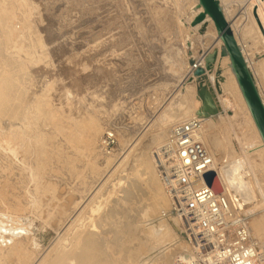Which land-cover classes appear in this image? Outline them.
<instances>
[{"label": "rangeland", "instance_id": "374dc122", "mask_svg": "<svg viewBox=\"0 0 264 264\" xmlns=\"http://www.w3.org/2000/svg\"><path fill=\"white\" fill-rule=\"evenodd\" d=\"M197 6L196 0H0L6 45L29 74L21 80L28 82L29 105L35 106L29 114L33 126L26 124L21 133L17 124L9 127L0 119V264H50L72 248L77 235L93 229L91 221L104 214L120 178H135L142 159L168 138L179 117L205 110L196 101L200 92L211 91L206 86L212 77L231 72L213 26L187 27ZM222 7L263 94L264 0H224ZM215 52L211 70L191 73L192 59ZM232 81L228 92L238 108L233 112L217 104L215 126L206 132L208 143L215 137L221 141L212 151L225 164L260 141ZM169 123L168 136L162 137ZM109 134L118 140L106 150L101 143ZM253 154L244 170L264 178V153ZM248 189L237 205H244L258 264H264V184ZM68 195L75 197L72 203ZM180 233L185 237L183 226ZM130 235L116 246L115 264H133L132 244H147ZM173 242L156 244L157 250L174 251L158 264L196 263L192 250L183 252L185 246Z\"/></svg>", "mask_w": 264, "mask_h": 264}, {"label": "bare ground", "instance_id": "6f19581e", "mask_svg": "<svg viewBox=\"0 0 264 264\" xmlns=\"http://www.w3.org/2000/svg\"><path fill=\"white\" fill-rule=\"evenodd\" d=\"M196 1L198 4L197 9L195 10V12H193V14L190 17H188V20L186 22L187 27L191 31H194L195 29L199 30L204 24L210 23V25L213 26V28L215 29V31L217 33L218 41H219L218 47L220 45V47H219L220 50H221V48L224 49V42L221 39V36H219V34H218V30L216 28V25H215L213 19L210 18L209 16H207V18L203 22L199 23V25L197 24L198 25L197 28H195V29L192 28V26H191V24L193 23L192 21H194V19L199 14L203 13V11H204V8L200 4V0H196ZM223 1L224 0H220L222 6H223ZM224 14H225V12H224ZM225 17L228 20L226 14H225ZM228 22L230 23V25L232 27L231 22L229 20H228ZM232 30L234 32L233 27H232ZM4 33H5L4 27L2 30L1 25H0V119L1 120L3 119L2 121L8 120L9 121L8 124L10 125L9 127H12V126L14 127L17 124V126H16V127H18L17 131L20 129L19 132L20 131L23 132V130L25 128L23 130H21L22 127H24L26 124H30L31 120H33L32 116H31L32 119H30L31 117L29 116V114L32 113L31 111H33V109L35 108V106H33L34 104L29 105L32 103H29V102H31V100H29V97L27 95L28 94L27 90L25 89V86L28 84V82L22 81L23 78L25 80V77H27L26 79L28 80L29 74L26 75L27 71L23 72L24 71V69H23L24 65L22 66L18 62V60L14 57L15 55H13V54H15V53L12 54V52H9L10 46L9 47H7V46L10 43H8V45H6V42L8 39L5 37ZM6 33H7V31H6ZM234 35H235V32H234ZM235 37H236V35H235ZM8 42H9V40H8ZM240 47H241V45H240ZM241 49H242V47H241ZM10 50L13 51L12 49H10ZM242 52H243L244 57L248 63V66L250 68L251 67L250 63L248 62L246 53L243 49H242ZM225 60L227 61V64L229 65L228 67H229L230 72H231V73H229V76L226 75V76H221V77H218V76L212 77L210 79V81L208 80L209 83L206 82V83H208V86L205 85L206 87L211 88V91L209 89L206 90L207 88H205L200 92L198 98H196V101L203 103L202 107L205 108V110L201 114H199L197 112H193V110H192V111H190V113L186 114V116L179 117L178 121L175 122L174 125L179 123V122H184V120H186L189 117H190L189 119L200 118L203 121L204 128L202 130L203 134H202L201 138H202V141L204 142V144L208 148V150H209V152L213 158L214 166H215V168H213V170L217 172L218 182L221 181V183L223 184V187L228 191V193H230V198H231V201H232L233 205L235 206V208L238 211H240V210L242 211L241 208H238L237 203L240 200H242L243 198L247 197L249 186L252 184H256L257 186L258 185L261 186L264 184V178L263 177H259L262 180V181H260L258 176H255V175L247 176V173L244 170V169H246V161H248V158H246V157L248 155H249L248 156L249 160H251L252 155H254L253 153H255V152L259 153V151L261 152V154L264 153V140H263L261 133H260V131L256 125V122L252 116V113L248 107V104L244 98V95H243L242 90L240 88V85L238 83V79H237L236 74L232 68L230 56L228 54H227ZM213 69H214V67H213ZM209 70H211V69H209ZM232 79H233V81H232ZM230 81L234 82L235 83L234 85H237L238 90H239L240 99H241L243 106L245 107L247 113L249 114V118L252 121V123H253L256 131H257V134L260 138V141L258 142V144L256 146H254L253 148H250V149H249V147L245 148V146H244L243 152H241V153H243L242 155L240 153H237V158L234 161H231V162L225 164V163L220 162L217 155L215 154V152L212 151V149H215V148L217 149V148L221 147V145H222L221 141L217 137H215L210 143H208V139H207L208 134L206 132L215 126L216 121L214 120L213 110H214V108L217 107V104L220 103L227 110H230L233 112L235 111V109L238 108L237 107V104H238L237 101L238 100L236 99L237 101H235L233 98H231V96L229 95V92H228L230 90V88L228 87V86H230ZM27 86H29V85H27ZM257 87L259 88L258 90H259L260 95L262 97V100L264 102V96H263L264 93L262 94L260 87L259 86H257ZM30 89H31V87H30ZM214 96H216L217 100L214 99ZM188 97L189 96L186 95L185 99H187ZM37 98L38 97H36V99ZM34 100H35V98H34ZM42 102L44 103L43 100H42ZM37 105H39V104H37ZM39 106L41 108V105H39ZM44 106H45V104H44ZM190 108L192 109L191 106H190ZM39 112H37V110H36V113L39 114ZM43 114H45V113L43 112ZM175 120H177V119H175ZM8 124H6L5 126H7ZM170 124L171 123H169L167 126H165L164 129L162 130V134H163L162 137H164L166 135L168 136V133L170 130L169 128L172 126ZM31 126H33L32 123H31ZM10 130H11V128H10ZM14 131H15V129H14ZM28 131H30V130H28ZM96 131H98V130L96 129L95 132L93 133V135L97 133ZM171 131H172V129H171ZM24 134H26V133L24 132ZM170 134H171V132H170ZM6 135H7V133H6ZM15 135H17V134H15ZM110 135L116 137L113 134H109V136ZM95 136L93 137L94 139H95ZM1 137H2V135H1ZM11 137L13 138L12 135H11ZM107 139L108 138H104L101 144H103V146L106 150H109ZM166 139H167V137L164 139V141ZM19 140H20V137H19ZM74 140L76 141V139H74ZM117 140H118V138H117ZM36 141H37V139H36ZM161 141H163V139ZM33 145H34V143H33ZM25 146H26V144H25ZM149 146L152 147V145H149ZM153 146H154V144H153ZM150 147H148V148H150ZM54 152H55V150H54ZM144 158H145V160L142 159L143 163H141L138 159V161L141 163L138 171L136 170V168L134 169V167H136L138 165V163H136V165L133 164V166L135 165L134 167L132 166V168L134 170H136L135 178H133V179L127 178L125 175H123V177L120 178L119 186L117 188H115V190L112 191L113 193L109 194L107 199H106V205H104V207H103V209L105 210L104 214L101 215V217L99 219H93L91 221L92 223H90V225H91V227H93V229L89 230L90 228H87L89 230L87 233L84 232L85 234L83 233L80 236H78V235H77V237L75 236L76 238L72 242V248L65 250V251L63 250V252H60L61 254H58L57 255L58 257L53 259V261H50V264H115V260L113 258V256H114L113 253H115L116 249L118 248V247L116 248V246L121 243L123 238L129 236L131 233H134V235L135 234L138 235L139 238L138 237L137 238L139 240L144 239L147 241L146 242L147 244H144V243L142 244L141 241H137V242L132 244V247H130V248H132V250H135L138 254V256L136 254V258L134 259V261H132V259L130 258L131 263L133 262V264H154V263L158 264L161 261H162L161 263H165L164 261L167 258L166 256H169L171 253L174 252V251L171 252V249L166 250L165 244H169V246H170V244L174 243L173 241H175V240L177 241L175 243L178 244L180 247H181V245L185 246V248H182L183 252H188V251L191 252V250H192L193 256H194L193 248L189 245L186 238L183 236V234H182L183 232L180 233V228L182 231L181 220H180L179 216L176 215L172 211L170 200H169L168 196L166 195V193L163 189V186H162V184L158 178V175L156 173V169H155V166L153 163L152 154H151V156H148V157H146V155H145ZM8 165H9V163H8ZM131 174H133V173H131ZM63 192H64V189H62V193ZM57 193H58V191H57ZM19 197H20V195H19ZM68 197L69 198L66 199L67 203H72L73 199H75V197L72 195H68ZM112 202H114L115 204L112 205V207H111ZM104 225H108L107 228L105 227L106 230L105 229L102 230ZM179 225H180V228H179ZM249 227L251 230L250 223H249ZM251 232H252V230H251ZM2 233L3 232H1V234ZM252 236L254 239L253 232H252ZM17 239H19V238H17ZM157 243H160L163 246L165 245V247L157 250L154 248ZM176 244H174V246ZM158 246H159V244H158ZM172 246H173V244H172ZM175 249H176V247H175ZM123 250H124V252L128 251L127 247L124 248ZM129 252L131 253V251H129ZM183 252H182V254H183ZM127 255H129V254H127ZM189 255H191V254H189ZM118 256L119 255H117V257ZM186 256H188V255H186ZM124 257H123V260H124ZM134 257H135V255H134ZM138 258H140V259L137 260ZM129 260H128V263H130ZM123 262H121V263H123ZM126 262L127 261H125L124 264H126ZM195 262H196V260H195ZM118 263L121 264L120 261H118ZM170 263H172V262H170ZM47 264H49V263H47ZM195 264H202V262H196Z\"/></svg>", "mask_w": 264, "mask_h": 264}, {"label": "built area", "instance_id": "2783aa9c", "mask_svg": "<svg viewBox=\"0 0 264 264\" xmlns=\"http://www.w3.org/2000/svg\"><path fill=\"white\" fill-rule=\"evenodd\" d=\"M207 54L190 67L205 68ZM203 121L191 118L175 124L168 138L153 153V163L172 211L179 216L185 238L202 264H258V246L249 217L233 205L223 187L218 193L205 176L216 173L213 158L202 141ZM108 148L116 138L108 135ZM218 177V176H217Z\"/></svg>", "mask_w": 264, "mask_h": 264}, {"label": "water", "instance_id": "95a60500", "mask_svg": "<svg viewBox=\"0 0 264 264\" xmlns=\"http://www.w3.org/2000/svg\"><path fill=\"white\" fill-rule=\"evenodd\" d=\"M200 4L204 8V11L194 19L192 25L196 26L197 24L203 22L207 16L213 19L218 30V34L224 42V52L230 56L232 68L236 74L244 98L264 140V102L242 49L234 35L232 27L225 17L221 2L220 0H200ZM217 55L218 54L216 52L214 54L207 55L205 65L206 69H209L216 61ZM195 60L196 58L191 60V65L194 64ZM204 73V68L195 72V74L199 76L204 75ZM205 179L207 184L212 186L216 192H222V187L218 182V177L215 173L207 174ZM243 207L244 205L238 206V208L241 209H243Z\"/></svg>", "mask_w": 264, "mask_h": 264}]
</instances>
